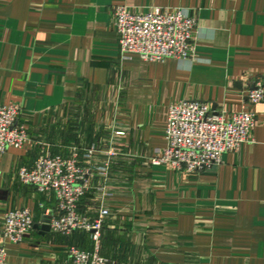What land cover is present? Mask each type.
<instances>
[{"label":"crops","instance_id":"0c3cea01","mask_svg":"<svg viewBox=\"0 0 264 264\" xmlns=\"http://www.w3.org/2000/svg\"><path fill=\"white\" fill-rule=\"evenodd\" d=\"M117 4L193 14L194 53L121 61ZM257 78L264 81V0H0V103L20 107L29 134L0 158V226L4 213L21 208L41 224L55 206L53 194L19 181L21 166L42 148L66 154L72 145L97 143L117 122L124 134L111 168L103 255L116 264H264V101L249 107L256 115L251 140L224 153L221 164L188 173L149 162L166 145L171 103L240 110ZM94 189L79 203L92 216ZM3 243L4 264H62L67 245L93 244L83 230L61 236L34 227L21 243Z\"/></svg>","mask_w":264,"mask_h":264},{"label":"built area","instance_id":"2783aa9c","mask_svg":"<svg viewBox=\"0 0 264 264\" xmlns=\"http://www.w3.org/2000/svg\"><path fill=\"white\" fill-rule=\"evenodd\" d=\"M113 17L121 61L131 59L132 55L145 62L183 60L195 51L193 30L197 19L181 7H151L141 12L117 4L113 7ZM122 88L121 84L116 87L115 107L119 105ZM262 101L264 81L257 78L247 90L245 105L240 110L228 112L200 100L181 99L171 103L164 131L166 145L149 162L188 173L221 164L224 153L238 151L251 140L256 115L249 107ZM20 114L18 105L0 103V158L7 148L19 149L29 141ZM116 123L109 128L108 136L97 143L72 145L66 154H54L42 148L31 165L18 170L22 184L33 186L41 194H53L55 206L44 212L50 231L71 236L83 230L91 237L90 249L67 245V259L62 264H116L100 252L101 231L111 214L106 202L110 195L111 168L121 154L117 137L124 134L123 129H116ZM96 178L101 184H93ZM93 187L98 205L95 216L79 210L80 200ZM34 223L27 208L4 213L0 226V264L6 259L3 241L21 243Z\"/></svg>","mask_w":264,"mask_h":264},{"label":"water","instance_id":"95a60500","mask_svg":"<svg viewBox=\"0 0 264 264\" xmlns=\"http://www.w3.org/2000/svg\"><path fill=\"white\" fill-rule=\"evenodd\" d=\"M33 227L34 228H41L44 231H50V227H49V224H48V219L46 218V216H43L41 224L34 223Z\"/></svg>","mask_w":264,"mask_h":264},{"label":"rangeland","instance_id":"374dc122","mask_svg":"<svg viewBox=\"0 0 264 264\" xmlns=\"http://www.w3.org/2000/svg\"><path fill=\"white\" fill-rule=\"evenodd\" d=\"M84 110H85V109H81L80 112H79V113L82 115V117H83L84 115H86V113L84 112ZM107 129H108L107 132L105 131V132L103 133L102 136H104V137H107V136H108V133H110V132H109V128H108V127H107ZM77 235H78V237H80V238L82 237L83 239H86V240H87V238H86L87 236H86L84 233H80V232H78ZM87 245H88V244H87ZM89 245H90V244H89ZM89 245H88V246H89ZM104 256H105V255H104ZM105 257H106V256H105Z\"/></svg>","mask_w":264,"mask_h":264},{"label":"trees","instance_id":"16d2710c","mask_svg":"<svg viewBox=\"0 0 264 264\" xmlns=\"http://www.w3.org/2000/svg\"><path fill=\"white\" fill-rule=\"evenodd\" d=\"M93 143H96V142H93ZM89 144H91V141H90V143H89ZM84 197H85V196H84ZM84 197H83V198H84ZM83 198H82V199H83ZM82 199H81V200H82ZM81 200H80V202H81ZM76 245H78V244H76Z\"/></svg>","mask_w":264,"mask_h":264}]
</instances>
